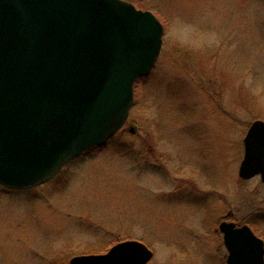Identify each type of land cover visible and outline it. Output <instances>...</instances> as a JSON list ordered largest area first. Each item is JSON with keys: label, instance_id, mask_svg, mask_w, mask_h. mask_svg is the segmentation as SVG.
Listing matches in <instances>:
<instances>
[{"label": "rangeland", "instance_id": "rangeland-1", "mask_svg": "<svg viewBox=\"0 0 264 264\" xmlns=\"http://www.w3.org/2000/svg\"><path fill=\"white\" fill-rule=\"evenodd\" d=\"M132 3L164 27L156 65L108 142L39 187L0 185V264H70L123 240L149 264H227L218 227L233 213L264 238V184L239 176L264 121V0Z\"/></svg>", "mask_w": 264, "mask_h": 264}, {"label": "water", "instance_id": "water-1", "mask_svg": "<svg viewBox=\"0 0 264 264\" xmlns=\"http://www.w3.org/2000/svg\"><path fill=\"white\" fill-rule=\"evenodd\" d=\"M163 34L154 13L124 0H0V185H43L121 130ZM243 143L239 176L264 183V121ZM219 229L227 264H264V241L249 226ZM154 255L125 240L70 264H149Z\"/></svg>", "mask_w": 264, "mask_h": 264}, {"label": "flooded vegetation", "instance_id": "flooded-vegetation-1", "mask_svg": "<svg viewBox=\"0 0 264 264\" xmlns=\"http://www.w3.org/2000/svg\"><path fill=\"white\" fill-rule=\"evenodd\" d=\"M124 1H127V2H129V3H132L134 0H124ZM133 5H135L134 3H132ZM256 177H259L260 179H261V176H255V177H253V178H256ZM252 178V179H253ZM250 180V179H249ZM264 184V183H263ZM224 221H227V222H231V223H234L235 225H236V227H242V226H244V225H247V226H249L251 229H252V231L258 236V237H260L263 241H264V238L258 233V232H256V229L254 228V223L252 222V220L251 219H247V218H244V219H242V220H239L236 216H235V213H233L232 214V217H231V219H226V220H223V221H221L220 222V224L222 223V222H224ZM220 224H219V226H220ZM218 231L221 233V231H220V229H219V227H218ZM221 235L223 236V234L221 233ZM225 247V246H224ZM226 249V248H225ZM227 251V250H226ZM227 256H228V252H227V254H226V260H227Z\"/></svg>", "mask_w": 264, "mask_h": 264}, {"label": "trees", "instance_id": "trees-1", "mask_svg": "<svg viewBox=\"0 0 264 264\" xmlns=\"http://www.w3.org/2000/svg\"><path fill=\"white\" fill-rule=\"evenodd\" d=\"M118 242H120V241H118ZM117 243V242H116ZM104 250V249H103Z\"/></svg>", "mask_w": 264, "mask_h": 264}]
</instances>
